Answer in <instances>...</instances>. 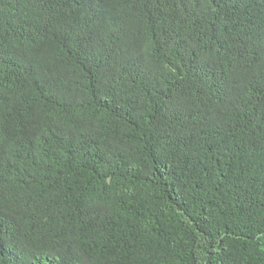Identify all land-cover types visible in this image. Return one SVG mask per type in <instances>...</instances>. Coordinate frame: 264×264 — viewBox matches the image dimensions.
<instances>
[{
	"label": "trees",
	"instance_id": "1",
	"mask_svg": "<svg viewBox=\"0 0 264 264\" xmlns=\"http://www.w3.org/2000/svg\"><path fill=\"white\" fill-rule=\"evenodd\" d=\"M0 264H264V0H0Z\"/></svg>",
	"mask_w": 264,
	"mask_h": 264
}]
</instances>
